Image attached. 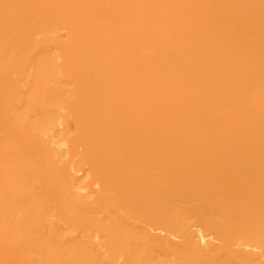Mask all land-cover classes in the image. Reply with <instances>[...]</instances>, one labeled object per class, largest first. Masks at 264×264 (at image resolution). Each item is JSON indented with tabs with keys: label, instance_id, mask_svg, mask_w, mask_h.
Returning a JSON list of instances; mask_svg holds the SVG:
<instances>
[{
	"label": "bare ground",
	"instance_id": "obj_1",
	"mask_svg": "<svg viewBox=\"0 0 264 264\" xmlns=\"http://www.w3.org/2000/svg\"><path fill=\"white\" fill-rule=\"evenodd\" d=\"M0 264H264V0H0Z\"/></svg>",
	"mask_w": 264,
	"mask_h": 264
}]
</instances>
